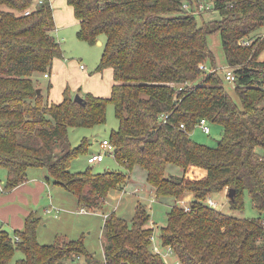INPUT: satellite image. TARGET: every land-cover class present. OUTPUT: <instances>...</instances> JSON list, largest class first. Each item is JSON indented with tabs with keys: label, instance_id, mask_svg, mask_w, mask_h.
<instances>
[{
	"label": "trees",
	"instance_id": "obj_1",
	"mask_svg": "<svg viewBox=\"0 0 264 264\" xmlns=\"http://www.w3.org/2000/svg\"><path fill=\"white\" fill-rule=\"evenodd\" d=\"M212 2L218 16L198 22L195 11L202 14L201 0H66L79 24V38L92 44L104 36L96 70L112 69L109 94L86 92L80 103L68 85L58 101L48 96L51 81L46 95L36 91L40 85L33 74L49 76L54 59L63 56L50 0H0L3 190L27 181L29 166H44L80 207L95 210L138 166L156 196L192 193L186 204L170 205L165 224L157 227L159 242L181 264H264V32L259 31L264 0ZM213 30L221 35L238 101L215 66L199 67L213 60L206 41ZM242 39L250 43L244 45ZM108 102L118 118L108 138L112 156L125 173H95L90 167L70 171L71 158L87 151L88 140L72 146L69 127L103 123ZM202 117L222 126L215 145L189 135ZM230 187V209H242L247 192L255 217L205 202L209 194ZM38 219L27 214L23 227L12 233L0 227V264H62L73 255L88 254L81 239L39 243ZM103 231L102 264H167L154 246L145 203L137 201L130 221L114 211L106 214ZM16 252L22 255L15 257Z\"/></svg>",
	"mask_w": 264,
	"mask_h": 264
},
{
	"label": "rangeland",
	"instance_id": "obj_2",
	"mask_svg": "<svg viewBox=\"0 0 264 264\" xmlns=\"http://www.w3.org/2000/svg\"><path fill=\"white\" fill-rule=\"evenodd\" d=\"M50 2L55 10L62 9L60 12L63 19L61 21L59 18L57 19V23L61 22L60 25H57V39L60 41L63 56L54 61L49 76H44L42 72L33 74V78L38 80L41 93L47 94L46 85L51 81L52 86L48 96L52 101H58L62 98L63 89L67 85L73 95L76 93L81 95L86 92L101 96L108 95L112 84V70L110 67H106L102 71L96 70L103 49L104 36L100 37L101 43L96 41L92 44L79 38L77 35L79 24L74 15L73 18L70 15L66 0H50ZM200 6L203 7L202 14L195 11L198 22H201L202 19L209 20L218 16L212 0H201ZM259 31L264 32V26ZM206 41L213 60L208 58L203 62L205 70H210L215 66L217 72L223 76L225 89L235 101H238L233 80L224 79V74L229 66L226 64L219 31L208 32ZM260 56L264 57V50ZM79 63H82L84 67L80 68ZM105 115L106 120L103 123L90 127H69L68 140L72 146L79 145L84 138L88 140L87 151L79 152L71 158L70 171L80 172L90 167L95 173L103 172L105 169L119 170L125 173V168L108 152H105L102 161L92 163L87 161L88 153L102 150L99 145L100 141L103 138H109L111 131L118 127V118L111 102L106 105ZM209 125L210 132H204L196 124L189 135L198 142L215 145L222 136V126L212 122H209ZM173 168H175L173 172L180 173L179 166H173ZM27 178L26 183L22 184L20 188L4 191V172L1 171L0 224L4 221L11 225L10 232L12 233L14 229H17L16 227H23L25 215L33 212V215L39 217L35 226V235L39 243L50 244L56 238L81 239L88 254L73 255L62 264H90L91 259L97 262L93 264H102L105 215L114 211L116 215L130 221L134 215L137 201L145 203L150 213V225L154 227L155 238L153 243L157 248L156 251L160 252L167 264H181L176 255L168 250V246L159 242L157 227L165 224L166 211L170 205L175 203L186 204V201L182 196H156L154 189L147 183L145 171L141 167H134L127 180L122 183L121 188L112 189L102 206L95 210L80 207L75 195L55 182L44 166H29ZM210 197L218 202L216 208L221 211L242 217H255L257 215L247 192L244 193V206L240 210L230 209L226 189L213 192ZM48 208L50 210H47ZM4 226L6 225L4 224ZM21 255V252L15 253V257Z\"/></svg>",
	"mask_w": 264,
	"mask_h": 264
},
{
	"label": "built area",
	"instance_id": "obj_3",
	"mask_svg": "<svg viewBox=\"0 0 264 264\" xmlns=\"http://www.w3.org/2000/svg\"><path fill=\"white\" fill-rule=\"evenodd\" d=\"M42 1L43 0H38V2H42ZM28 12H29V9H26L25 13H28ZM241 43L244 45H248L250 43V40L249 39H242ZM80 67L81 68L84 67L82 63L80 64ZM199 67L204 70L205 69L204 63H200ZM44 75L48 76V73L45 72ZM226 78L231 79V80L234 79V74L230 68L226 71ZM197 124L201 127V129L204 132H207V133L210 132L209 121L205 117L200 118L199 121L197 122ZM180 127H184V123H180ZM99 145L102 148V150L90 152L87 156L88 162L92 163V162L102 161L104 158L105 152H108L111 155H113L114 145L110 142V140L108 138H103L100 141ZM205 202L211 206H214V207H216V205L218 204L217 201L213 200L210 197V194L207 196ZM81 209L83 210V208H81ZM47 210H50V209H47ZM262 222L264 224V219L262 220ZM169 249H171V248H169Z\"/></svg>",
	"mask_w": 264,
	"mask_h": 264
},
{
	"label": "crops",
	"instance_id": "obj_4",
	"mask_svg": "<svg viewBox=\"0 0 264 264\" xmlns=\"http://www.w3.org/2000/svg\"><path fill=\"white\" fill-rule=\"evenodd\" d=\"M67 8H68V10H69V13H70V15H72V18H73V11H72V8L68 5L67 6ZM62 10V9H61ZM61 10H55L54 8H53V15H54V20H55V25H56V29H55V35H56V37H58L57 36V25L59 24H61V22L60 23H57V19L59 18V20L61 21L63 18H62V14H61ZM75 18V17H74ZM77 21V20H76ZM101 41V40H100ZM102 42V41H101ZM56 59H60V58H55L54 59V61L56 60ZM54 61H53V64H54ZM53 64H52V67H51V70H50V72L52 71V68H53ZM80 64L81 63H79V67H80ZM81 68V67H80ZM112 70V69H111ZM50 72H49V74H50ZM112 82H113V79H112ZM91 152H94V151H91ZM89 154V153H88ZM104 159V158H103ZM174 169L175 168H173V171H174ZM24 183H26V181L24 182ZM24 183H21L20 185H18V186H16V187H14L12 190H14V189H18V188H20L21 187V185L22 184H24ZM11 190V191H12ZM182 197L185 199V203H187L188 201H190L191 199H192V193L191 192H186L184 195H182ZM177 200V199H176ZM184 204V203H183ZM48 209H50V208H48ZM25 213V212H24ZM26 214V213H25ZM27 215V214H26ZM25 215V216H26ZM4 224L5 225H7V226H9V231L11 230V225H8V224H6L4 221H2L1 222V224H0V227H3L4 226ZM23 225H24V223H23ZM16 226H19V225H16ZM17 229H21L22 227L20 226V227H16Z\"/></svg>",
	"mask_w": 264,
	"mask_h": 264
},
{
	"label": "water",
	"instance_id": "obj_5",
	"mask_svg": "<svg viewBox=\"0 0 264 264\" xmlns=\"http://www.w3.org/2000/svg\"><path fill=\"white\" fill-rule=\"evenodd\" d=\"M98 42L101 43L100 40H98ZM36 91H37V93H40L41 92V88L40 87H37L36 88ZM74 100H76L77 102H80V103H84L83 97L79 93H76L74 95ZM233 194H234V189L232 187L228 188V190H227V196L229 198H232L233 197ZM3 229L9 231V226L6 225V226L3 227Z\"/></svg>",
	"mask_w": 264,
	"mask_h": 264
}]
</instances>
